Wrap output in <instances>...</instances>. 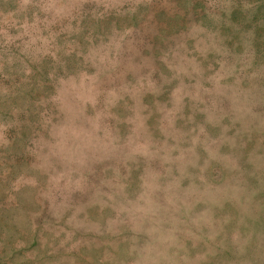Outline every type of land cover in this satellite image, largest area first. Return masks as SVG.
I'll return each instance as SVG.
<instances>
[{"label": "rangeland", "instance_id": "obj_1", "mask_svg": "<svg viewBox=\"0 0 264 264\" xmlns=\"http://www.w3.org/2000/svg\"><path fill=\"white\" fill-rule=\"evenodd\" d=\"M0 264H264V0H0Z\"/></svg>", "mask_w": 264, "mask_h": 264}]
</instances>
